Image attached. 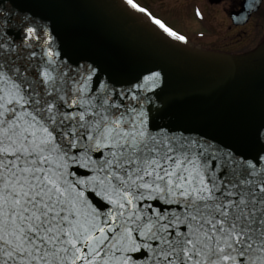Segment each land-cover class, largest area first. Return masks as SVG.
Returning a JSON list of instances; mask_svg holds the SVG:
<instances>
[{"label": "snow or ice", "instance_id": "1", "mask_svg": "<svg viewBox=\"0 0 264 264\" xmlns=\"http://www.w3.org/2000/svg\"><path fill=\"white\" fill-rule=\"evenodd\" d=\"M48 6L0 0V264H264V123L254 154L170 131L160 72L112 86Z\"/></svg>", "mask_w": 264, "mask_h": 264}, {"label": "water", "instance_id": "2", "mask_svg": "<svg viewBox=\"0 0 264 264\" xmlns=\"http://www.w3.org/2000/svg\"><path fill=\"white\" fill-rule=\"evenodd\" d=\"M38 11L51 18L54 46L101 69L112 86L129 88L160 72L162 82L147 95L156 93L159 122L170 131L214 137L237 153L261 147L264 39L244 54L210 52L168 36L126 0H50Z\"/></svg>", "mask_w": 264, "mask_h": 264}, {"label": "flooded vegetation", "instance_id": "3", "mask_svg": "<svg viewBox=\"0 0 264 264\" xmlns=\"http://www.w3.org/2000/svg\"><path fill=\"white\" fill-rule=\"evenodd\" d=\"M175 1L171 6L178 7L184 16L182 20L194 21L200 27L195 33L197 41L191 42L195 46L216 53L244 54L264 39V0H260L259 11H251V15L245 3L251 4L253 0ZM176 32L189 39L184 32Z\"/></svg>", "mask_w": 264, "mask_h": 264}, {"label": "rangeland", "instance_id": "4", "mask_svg": "<svg viewBox=\"0 0 264 264\" xmlns=\"http://www.w3.org/2000/svg\"><path fill=\"white\" fill-rule=\"evenodd\" d=\"M137 3L147 11H149L152 16L161 20L165 25L172 28L173 30H179L184 32L189 36L190 42L197 41L195 33L200 29L196 22L183 21L184 16L181 15L180 10L176 6H171L172 3H176L175 0H137ZM160 15L161 18L160 19ZM195 24V25H194Z\"/></svg>", "mask_w": 264, "mask_h": 264}]
</instances>
